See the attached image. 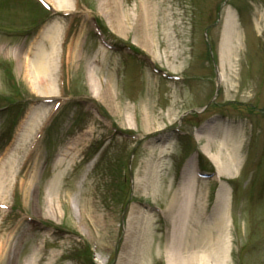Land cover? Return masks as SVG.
<instances>
[{"label": "rangeland", "instance_id": "rangeland-1", "mask_svg": "<svg viewBox=\"0 0 264 264\" xmlns=\"http://www.w3.org/2000/svg\"><path fill=\"white\" fill-rule=\"evenodd\" d=\"M46 1L74 14L51 15L29 0H0V108L10 107L0 112V181L8 159L15 158L6 179L10 189L0 200L6 204L0 208V238L11 235L12 247L2 253L0 264H26L32 255L39 261L35 264H80L79 258L87 261L89 255L94 264H179L186 258L188 264H211L214 259L203 256L220 252L223 245L228 264H264V0ZM229 13L241 46L228 70L220 65L218 47ZM93 17L105 36L95 35ZM144 23L150 42L145 47ZM52 27L60 28V56L54 60L50 95L64 100L56 113V105L40 103L51 92L41 90L39 80L32 81L33 90L24 71L38 49L48 52ZM70 43L77 44L73 59ZM125 45L136 53L123 51ZM147 59L185 83L152 73ZM221 72L226 81L218 79ZM92 79L101 96L90 89ZM95 105L105 118L96 114ZM53 112L55 119L44 127ZM222 116L239 126L224 149L218 142ZM37 127L43 132L38 143L33 144L35 138L30 142L31 136L19 141L24 128ZM174 127L188 132L180 142L167 132ZM212 142L216 148L209 146ZM238 144L240 152L233 154L237 171L223 176L232 180L234 190L228 233L230 219L220 212L202 220L207 203L189 180L188 158L197 145L224 155ZM205 164L214 169L212 160ZM48 189L58 201L52 218L45 216L43 205ZM146 204L150 208L144 209ZM154 207L166 211L167 239L161 238L163 223ZM134 208L150 221L146 227L138 223L135 231L130 224ZM180 210L185 230L177 258L171 239ZM129 232L134 233L130 246ZM218 233L224 235L219 242ZM38 249L45 260L40 261Z\"/></svg>", "mask_w": 264, "mask_h": 264}, {"label": "bare ground", "instance_id": "bare-ground-1", "mask_svg": "<svg viewBox=\"0 0 264 264\" xmlns=\"http://www.w3.org/2000/svg\"><path fill=\"white\" fill-rule=\"evenodd\" d=\"M53 4V1H52ZM55 4V3H54ZM147 4V10L150 14V9L151 6H149V2L146 3ZM57 9L62 10V5L57 6ZM231 13V12H230ZM229 13V14H230ZM150 19L148 18L146 23L150 26V22H148ZM145 22V21H144ZM146 23H144L143 26V31L144 32V36L143 37V42H142V46L145 47V45H149V32L147 34L146 32ZM125 24H128V20L127 18L125 19ZM59 30L60 28L58 27H52L50 32H48V35L46 36L49 44H50V48L48 49V52H46V49L40 48L38 49V51H36L35 53V57L34 60L32 62H26L25 64V75H26V79H28L27 83L29 84V86H31V88L34 90V87L32 86V81L33 80H39L40 81V86L39 87L41 90L47 91V92H51V93H46V95H50L53 94L54 91V84L52 79V72H53V64H54V60L56 55H58V58L60 56L59 53V48H58V43L60 41L59 39ZM59 39V41H58ZM76 43H70L68 45V57L69 58H74L76 55ZM240 40H239V31L235 25V19L234 16L232 14L227 16V21L226 24L224 26L222 35H221V39L219 42V60H220V65L224 68H228L232 69L233 68V59L234 57L237 55L239 49H240ZM68 58V59H69ZM92 77V76H91ZM220 79L226 81V77L224 75L223 72L220 73ZM38 81V82H39ZM89 87L92 91L97 92V94H99L101 96V93L98 90V86L95 80H90L89 81ZM43 94V93H42ZM43 107V106H41ZM26 128V127H25ZM23 129L20 136H19V141H22L23 139H28L31 135L34 134L35 129L33 130H27V129ZM228 136L230 137L228 132H224L222 134V137L219 139V147L221 148H225L224 146L226 145V143L228 142V140H226L228 138ZM214 141V140H213ZM210 145H214L213 148H216L215 143L212 142L209 144ZM165 148V147H162ZM219 148V149H220ZM204 154L215 163V166L218 169V172L222 175H230L231 174V170H233V168H235V170L237 171V167H235V159L233 157V154H235L234 152H237L236 149L225 153L224 155L222 154H216V152L213 154L212 152H210L211 150L208 149L207 146H204V148L202 147ZM219 149L217 148V152L219 151ZM238 153V152H237ZM220 156L222 157L221 161L224 160V162H219L220 160ZM227 161V166L225 165V162ZM61 162V160L58 161V163ZM15 158H9L7 161V170L5 171V174L1 177V181H0V200L4 201L5 199V193L6 191L10 189V185L6 183V179L7 177H9V175H11L12 170L15 168ZM228 167V169H227ZM230 167V168H229ZM57 169H59V167H57ZM60 175V172H59ZM27 183L26 180H22V187L24 190H26L27 187ZM138 187H141V184L138 183ZM53 189V188H52ZM48 197L44 198V210L45 211V216L48 218H52L53 216H56L57 212L59 211L58 207V201L54 202V199H52V190L48 189ZM186 196V195H185ZM184 196V197H185ZM230 198V194H229V188L227 187H221L219 195H218V205L220 206V213L221 216L224 217H228L229 218V214H230V210L229 207L230 205L228 204ZM3 203V202H1ZM63 202L59 203L60 208L63 206L62 205ZM79 216L81 218H83V216L88 217V215L80 214ZM182 210H180L178 212V215L176 217V225L173 229V233H172V248L175 250L174 255L177 256V258H179V256H181V248H180V241H181V237H182V233L185 230V223L184 220L182 219ZM149 218V217H148ZM147 217L140 216L139 213H136V210L134 208L133 212H132V218L130 221L131 224V230L135 231V229L137 228V226L139 227V224H142V226H148V224L150 223V221L148 220ZM139 223V224H138ZM132 231V232H133ZM219 232V230H217ZM219 237H218V242L221 240V238H223V236H221L222 234L218 233ZM133 236L134 233L129 232V234L127 235V240H126V244L128 246H130L131 244H133ZM191 239L193 240L194 244L199 243L196 241V239H194V235L190 234ZM225 238V237H224ZM205 239V237L203 238ZM11 242H12V236L8 235L7 239L4 240V238H0V257L2 256L3 252H8L11 249ZM137 243V242H136ZM65 245V241H62V243L60 244L61 248H64ZM37 251V255L41 260H45L47 258V255H45L44 252L40 251L39 249L36 250ZM200 252V251H199ZM201 253V252H200ZM9 254V252L7 253ZM130 254V253H129ZM190 257V259L192 258V254L189 253L188 255ZM52 257L50 261H52V259L54 260V256H50ZM129 257V255H128ZM202 258V256H200ZM203 257H207L208 259H210L211 257L214 259V261H210L211 264H228V259H227V252H225V246L223 245V248L220 249V252L218 250L213 251L212 254L210 255H205ZM35 260V261H33ZM38 261V260H37ZM36 259H35V255H32V258L27 259L26 264H32L34 262L37 263ZM49 261V262H50ZM174 261L176 262V260L174 259ZM39 262V261H38ZM172 262V261H171ZM171 262H169L168 264H172ZM174 262V263H175ZM189 260L186 258L185 260L179 261V264H188ZM124 264H134V262H130L128 261V263L124 262ZM204 264V263H203ZM208 264V263H206Z\"/></svg>", "mask_w": 264, "mask_h": 264}]
</instances>
